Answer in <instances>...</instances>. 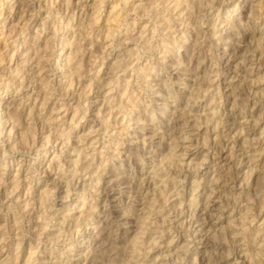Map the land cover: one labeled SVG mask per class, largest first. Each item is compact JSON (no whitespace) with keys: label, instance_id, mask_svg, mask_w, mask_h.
Here are the masks:
<instances>
[{"label":"clouds","instance_id":"9594fccd","mask_svg":"<svg viewBox=\"0 0 264 264\" xmlns=\"http://www.w3.org/2000/svg\"><path fill=\"white\" fill-rule=\"evenodd\" d=\"M0 264H264V0H0Z\"/></svg>","mask_w":264,"mask_h":264}]
</instances>
